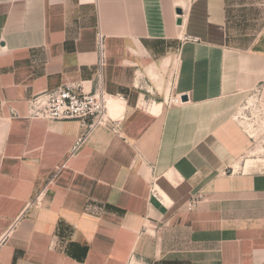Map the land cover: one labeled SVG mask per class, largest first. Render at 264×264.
Instances as JSON below:
<instances>
[{
    "label": "crops",
    "instance_id": "0c3cea01",
    "mask_svg": "<svg viewBox=\"0 0 264 264\" xmlns=\"http://www.w3.org/2000/svg\"><path fill=\"white\" fill-rule=\"evenodd\" d=\"M257 1L0 0V264H264V172L240 167L237 121L264 93V26L241 42ZM99 76L121 130L73 155L87 130L29 101Z\"/></svg>",
    "mask_w": 264,
    "mask_h": 264
},
{
    "label": "built area",
    "instance_id": "2783aa9c",
    "mask_svg": "<svg viewBox=\"0 0 264 264\" xmlns=\"http://www.w3.org/2000/svg\"><path fill=\"white\" fill-rule=\"evenodd\" d=\"M104 38L98 37L99 64L104 65ZM111 97L102 87L100 76L93 92L87 93L80 84L65 85L54 91L46 92L29 101L28 117L31 119L47 120L50 122L78 121L87 130L86 134L76 144L73 155L83 144L85 137L99 127L111 128L116 134L120 133L121 122L108 114V104ZM172 104H179V98H173ZM202 194L191 196L189 208L196 209Z\"/></svg>",
    "mask_w": 264,
    "mask_h": 264
},
{
    "label": "rangeland",
    "instance_id": "374dc122",
    "mask_svg": "<svg viewBox=\"0 0 264 264\" xmlns=\"http://www.w3.org/2000/svg\"><path fill=\"white\" fill-rule=\"evenodd\" d=\"M255 3V2H253ZM257 9H252L251 31L241 38L243 43H251L264 26V1H257ZM260 85L252 90L248 99L237 112L241 129L251 140V147L240 161V167L247 172H264V98Z\"/></svg>",
    "mask_w": 264,
    "mask_h": 264
},
{
    "label": "water",
    "instance_id": "95a60500",
    "mask_svg": "<svg viewBox=\"0 0 264 264\" xmlns=\"http://www.w3.org/2000/svg\"><path fill=\"white\" fill-rule=\"evenodd\" d=\"M177 14L179 15V16H182V14H183V12H182V10H177ZM177 24L178 25H181L182 24V20L181 19H179L178 21H177ZM183 101H187V98H183Z\"/></svg>",
    "mask_w": 264,
    "mask_h": 264
}]
</instances>
